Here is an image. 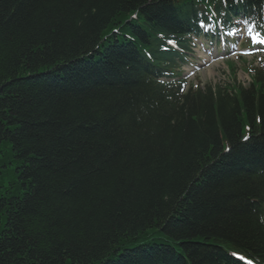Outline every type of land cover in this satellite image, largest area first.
Masks as SVG:
<instances>
[{
  "label": "trees",
  "instance_id": "obj_1",
  "mask_svg": "<svg viewBox=\"0 0 264 264\" xmlns=\"http://www.w3.org/2000/svg\"><path fill=\"white\" fill-rule=\"evenodd\" d=\"M217 3L0 0V264L264 261V71L159 80Z\"/></svg>",
  "mask_w": 264,
  "mask_h": 264
},
{
  "label": "rangeland",
  "instance_id": "obj_2",
  "mask_svg": "<svg viewBox=\"0 0 264 264\" xmlns=\"http://www.w3.org/2000/svg\"><path fill=\"white\" fill-rule=\"evenodd\" d=\"M199 56L200 53L196 54V60H199ZM236 56H232L231 59H235L236 60ZM223 59H227V57H224L222 54H218L215 57H211L210 56V60H205V61H200L196 66V70H197V75L199 76V79L201 81H207V80H211L214 83H218V82H225L228 78V68L227 65L225 63V61L227 60H223ZM248 60H252L253 57L249 56V58L247 57ZM260 60L256 61V64H259ZM241 65H239V68L236 71V77L239 81L244 82V83H248L249 82V76L246 72H244L243 68ZM194 70L193 68H188L187 71H192ZM194 76V75H192ZM11 177L10 176H5L3 179L4 184L7 186L10 184L11 181ZM3 189V188H2ZM140 242L141 243H152V242H169L172 243V238L166 234L163 231L160 230H152L150 232H148L145 236L140 238Z\"/></svg>",
  "mask_w": 264,
  "mask_h": 264
},
{
  "label": "snow or ice",
  "instance_id": "obj_3",
  "mask_svg": "<svg viewBox=\"0 0 264 264\" xmlns=\"http://www.w3.org/2000/svg\"><path fill=\"white\" fill-rule=\"evenodd\" d=\"M238 2H243V0H238ZM238 23L241 26L238 27V28H234L233 32H236V31L245 32L254 41H257V38L262 35V32L260 31V29H264V18H262L259 23L257 21H255V20H251V18H244V19H242V21H240ZM169 43H174V42L173 41H169ZM258 43L264 44V39H259ZM180 90L181 91L184 90L183 86L181 87ZM245 139L247 140L248 137L246 136ZM230 255L238 256V258L240 260H244L245 259V257L243 255H239L238 253H235V252L231 253ZM248 264H252V261L249 260Z\"/></svg>",
  "mask_w": 264,
  "mask_h": 264
}]
</instances>
